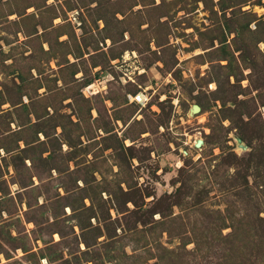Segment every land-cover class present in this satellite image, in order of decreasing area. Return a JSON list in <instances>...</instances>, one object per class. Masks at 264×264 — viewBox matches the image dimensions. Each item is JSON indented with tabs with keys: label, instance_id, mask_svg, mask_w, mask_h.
Returning a JSON list of instances; mask_svg holds the SVG:
<instances>
[{
	"label": "rangeland",
	"instance_id": "1",
	"mask_svg": "<svg viewBox=\"0 0 264 264\" xmlns=\"http://www.w3.org/2000/svg\"><path fill=\"white\" fill-rule=\"evenodd\" d=\"M0 264H264V0H0Z\"/></svg>",
	"mask_w": 264,
	"mask_h": 264
},
{
	"label": "water",
	"instance_id": "2",
	"mask_svg": "<svg viewBox=\"0 0 264 264\" xmlns=\"http://www.w3.org/2000/svg\"><path fill=\"white\" fill-rule=\"evenodd\" d=\"M198 109L196 107L193 108V112H196ZM199 145V142L196 143V146Z\"/></svg>",
	"mask_w": 264,
	"mask_h": 264
}]
</instances>
